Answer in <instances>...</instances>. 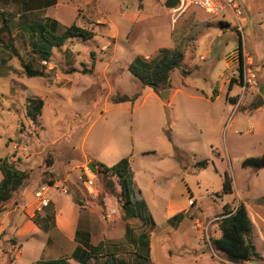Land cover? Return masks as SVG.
<instances>
[{
    "label": "rangeland",
    "instance_id": "rangeland-1",
    "mask_svg": "<svg viewBox=\"0 0 264 264\" xmlns=\"http://www.w3.org/2000/svg\"><path fill=\"white\" fill-rule=\"evenodd\" d=\"M164 2L55 0L34 14L63 27L75 24L94 37L50 47L45 61L30 51L15 25L23 13L21 0H0V13L13 16L9 32L0 34V160L6 157L20 169H31L34 177L43 172L40 183L69 191L78 206L96 210L116 235L122 233L124 200L116 178L102 174L97 163L111 167L128 158L135 178L133 201L144 203L156 225L151 231L141 224L148 217L141 209L139 218L127 220L134 238L150 233L145 263L230 264L212 246L220 235L223 205L243 201L251 209L264 204V169L241 167L244 159L264 154V0H235L242 12L238 20L229 11L212 18L194 9L176 10L177 5L167 8ZM161 48L183 50L181 69L190 71L172 72L166 99L142 87L128 70L136 57L151 60ZM25 63L43 76L28 77ZM247 69L256 74L255 86L243 84ZM136 92L141 96L133 105L109 101L113 94ZM31 99L42 101L35 116L27 114ZM259 102L263 105L251 109ZM84 154L99 173L86 167ZM205 159L206 167L195 166ZM46 160L53 165L47 167ZM224 173L241 201L222 193ZM87 178L92 179L90 189L84 185ZM169 202L182 218L179 230V219L166 222ZM249 209L253 244L264 257V214L256 220ZM6 238L0 236V264L69 257V247L43 252L40 245L18 237L20 253L14 241L7 246ZM131 241L122 238L103 254L115 250L118 260L130 263Z\"/></svg>",
    "mask_w": 264,
    "mask_h": 264
},
{
    "label": "trees",
    "instance_id": "trees-1",
    "mask_svg": "<svg viewBox=\"0 0 264 264\" xmlns=\"http://www.w3.org/2000/svg\"><path fill=\"white\" fill-rule=\"evenodd\" d=\"M55 0H21L20 18L15 25L19 29L21 37L26 36L30 51L37 55L40 59L48 61L50 56V47H61L66 42L73 38L81 40H89L94 37L91 31H88L75 24L63 27L57 20L50 17H38L34 13L44 10L45 8L54 5ZM164 5L167 8H173L177 5V0H165ZM33 13V14H32ZM13 16L10 14L0 13V34L1 32H9ZM220 26L226 25L219 21ZM1 42V39H0ZM241 39L239 38V47ZM184 57V51L178 48H161L158 50L153 59L136 57L128 66L129 72L135 77L142 87H149L153 93L160 96L164 90H168L171 86V74L177 69H181V64ZM28 77L43 76L42 72L33 70L28 63L23 66ZM73 71H76L73 69ZM91 73L92 69L86 70ZM190 71L181 69L182 75H187ZM241 78V74L240 77ZM232 79L229 86L234 83ZM216 92V89L213 90ZM141 96L140 92L132 95L113 94L109 97L112 104L133 103ZM32 106L27 113L33 116L37 115L42 101L39 99L29 100ZM32 103H35L34 105ZM263 105V102L253 103L251 109H256ZM209 160H201L195 164L198 168H204L208 165ZM47 163V164H46ZM46 165L50 166L51 161L46 160ZM99 171L102 174L114 176L120 187V196L124 200L122 206L124 221L130 218L140 217L139 209L143 210L142 215L147 214L146 206L140 200L133 201V174L131 172L128 158L120 159L115 165L108 167L102 163H97ZM241 167L250 168L254 171L264 169V154L257 157H248L241 162ZM0 214L7 210L14 197L19 191L33 180L34 172L31 169H20L13 162L7 161L6 157L0 160ZM52 185V182H48ZM113 189L112 184L109 186ZM222 193H232V180L227 175L223 174L222 178ZM135 202L136 208L132 205ZM75 203L81 205L78 200ZM174 216L175 219L179 218ZM143 222L144 224H153L151 218L147 214ZM219 237L212 239L213 248L224 256L230 264H245L246 262L261 261L264 263V257L256 250L252 240V223L249 218L247 209L242 202L236 204L225 203L222 207V212L219 214L218 220ZM127 233H129L127 229ZM146 233L140 235L138 240H130L134 247L132 251L131 261L126 259H117L115 250L105 254L102 247L91 246L85 242V246H78L74 249L69 257H61L58 259L38 260L33 264H70V260L79 264H89L91 261L96 262L99 258H104L101 264H146L149 261V246L146 239ZM80 236L89 239V234L76 232L75 238ZM80 240V239H79ZM118 247V246H117ZM115 247V248H117ZM136 247H138L136 249ZM107 251V250H106ZM143 251V252H142ZM131 254V252H129ZM144 255V256H143Z\"/></svg>",
    "mask_w": 264,
    "mask_h": 264
},
{
    "label": "crops",
    "instance_id": "crops-1",
    "mask_svg": "<svg viewBox=\"0 0 264 264\" xmlns=\"http://www.w3.org/2000/svg\"><path fill=\"white\" fill-rule=\"evenodd\" d=\"M224 23L226 24V22ZM234 49H232L231 51H233ZM229 52L226 55H228ZM226 96L227 93L225 94V97ZM83 160L87 165L89 162H91L89 160L92 159H90L87 154H84ZM52 165L47 167H51ZM74 166V169L80 168V165ZM42 175L43 172L38 175L35 174L33 180L25 185L14 197L10 207L0 214V236H6L7 234L8 238H6V242L8 247L11 241H14L15 244L19 247L20 244H17V238L19 237L24 238L25 243H27L29 240L30 243H33V245H40L43 252H58L62 248L69 247L68 256H70L76 247L85 246V242H87L88 245L97 247L100 246L103 250H107V247L112 248L114 246H119L117 241L121 240L122 238H124V241L126 242H129V240H138L140 238V235L144 232L142 231L138 233V235L134 238L132 236V226L127 220L124 221L123 219L122 220L124 223L121 226V234L115 235L109 232V226L105 224L102 217L99 213L96 212V210H91L86 206H78V204L75 203V200L78 199L73 196H71L73 197L71 198L68 195L69 191L67 190L61 191L60 189L49 187L47 184L45 185L44 183H40ZM62 180L64 182L67 181L66 179ZM134 180L135 178L133 177V185H135ZM26 186H28L27 190L25 188ZM41 187H44L42 198L48 201V207L47 205L42 206L39 202V199L35 197V192L38 191ZM26 191L31 197H33L32 200L26 194ZM235 195L241 201V199L237 196L236 193L233 192V190L231 194H228L229 197H234ZM17 198L20 199V202H22L21 204H19ZM241 202L245 205L248 212L249 206L247 205V203L245 204L243 201ZM175 210V204L169 202L166 212V222L173 221L175 219L174 216L180 214L179 212L176 213ZM249 210H252L256 220H261V215L264 214V204L258 202L256 203V206L254 208L251 207V209ZM21 212L25 214L24 218L20 215ZM147 214L149 215L148 210ZM178 219L180 223L177 225L176 230L182 228V218ZM261 221L264 223V218ZM141 224L148 225L149 229L151 228V231L155 230L156 227L155 222H153V224L151 225L150 223L144 224V222H142ZM127 229L129 233H127ZM78 231L89 234V239L86 240V237L83 236H80V240L76 239L75 234ZM145 233L147 235H145L146 239L147 241H149L150 233L144 232V234ZM19 252L21 253V247H19ZM19 255H17V257ZM202 258H204V260L210 259L207 255H204ZM71 261L72 260H70V262Z\"/></svg>",
    "mask_w": 264,
    "mask_h": 264
},
{
    "label": "built area",
    "instance_id": "built-area-1",
    "mask_svg": "<svg viewBox=\"0 0 264 264\" xmlns=\"http://www.w3.org/2000/svg\"><path fill=\"white\" fill-rule=\"evenodd\" d=\"M187 9L201 11L212 18L222 17L226 11H229L236 20L242 15L235 0H177L176 10L185 11ZM243 84H248L249 86L256 85V74L250 69H247L243 74ZM84 185L87 189H90L92 187V179L87 178V180L84 181ZM43 191L44 187H41L35 192V197L39 199L42 206H46L48 201L42 198Z\"/></svg>",
    "mask_w": 264,
    "mask_h": 264
},
{
    "label": "water",
    "instance_id": "water-1",
    "mask_svg": "<svg viewBox=\"0 0 264 264\" xmlns=\"http://www.w3.org/2000/svg\"><path fill=\"white\" fill-rule=\"evenodd\" d=\"M233 51H238V48H235ZM168 95V90H164L160 93L162 99H166ZM86 167L93 173L97 174L99 171L97 170L95 164L93 162H89Z\"/></svg>",
    "mask_w": 264,
    "mask_h": 264
}]
</instances>
